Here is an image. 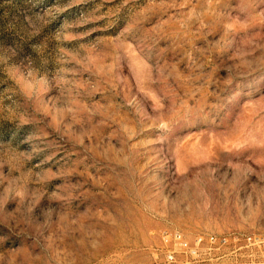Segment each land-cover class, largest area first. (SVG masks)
I'll list each match as a JSON object with an SVG mask.
<instances>
[{"label":"rangeland","instance_id":"374dc122","mask_svg":"<svg viewBox=\"0 0 264 264\" xmlns=\"http://www.w3.org/2000/svg\"><path fill=\"white\" fill-rule=\"evenodd\" d=\"M175 232L264 264V0H0V264Z\"/></svg>","mask_w":264,"mask_h":264},{"label":"built area","instance_id":"2783aa9c","mask_svg":"<svg viewBox=\"0 0 264 264\" xmlns=\"http://www.w3.org/2000/svg\"><path fill=\"white\" fill-rule=\"evenodd\" d=\"M231 239L239 240V235L217 236H196L193 241L186 240L183 233L175 232L173 234L164 233L163 242L167 248L166 261L169 264H217L214 259L196 260L201 255L210 256L213 253L222 251ZM253 238H248L251 241ZM218 256V255H217ZM183 258L182 262L179 260ZM221 257H218L220 259Z\"/></svg>","mask_w":264,"mask_h":264}]
</instances>
